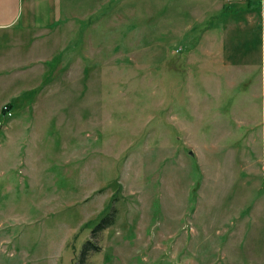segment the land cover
I'll use <instances>...</instances> for the list:
<instances>
[{
    "label": "rangeland",
    "instance_id": "374dc122",
    "mask_svg": "<svg viewBox=\"0 0 264 264\" xmlns=\"http://www.w3.org/2000/svg\"><path fill=\"white\" fill-rule=\"evenodd\" d=\"M233 2L56 0L50 34L30 1L0 264H82L93 237L83 264H264V0Z\"/></svg>",
    "mask_w": 264,
    "mask_h": 264
},
{
    "label": "crops",
    "instance_id": "0c3cea01",
    "mask_svg": "<svg viewBox=\"0 0 264 264\" xmlns=\"http://www.w3.org/2000/svg\"><path fill=\"white\" fill-rule=\"evenodd\" d=\"M30 1L33 0H0V130L3 131L2 129H5V132H8L9 135H13L11 129L14 126L18 127V131L21 130L22 124H20L18 121L22 120L12 119L15 111L33 110L35 107L34 100L36 97L31 96L30 94L27 95L26 85L28 81L24 79V77H26L28 74L27 70H29L31 66L27 63L29 45L31 43L29 29H27L28 25L23 24L24 20L27 19L28 14L30 13L28 8L29 5H31ZM205 1L211 2V0ZM213 2L219 3V9L227 8L228 10H231L233 7L235 8V6H237L234 4L235 2H233V0H213ZM33 4L36 12V14H34L35 18L37 19L36 22L38 24H44V27L47 26L50 34L54 33L53 31L56 28L52 25H56V18L50 22H47V18H45L43 14L51 10L56 13V0H34ZM244 10L249 11L250 8H246ZM244 10L242 9L237 11L239 16H243L240 17V23H259L257 21V14H260L258 9L256 12L251 13L244 12ZM234 23L236 24L238 21H235ZM49 42L51 41L46 38L37 42V46L45 47V45ZM40 64L43 67L41 77H44L45 75L48 78L51 77L50 80L56 77L54 62H52L51 59L46 61L42 60ZM45 68L49 69H46V71L43 73ZM5 102L11 104V117H7L1 112V106ZM23 115L25 116L26 114L23 113ZM2 118L6 119L3 121ZM25 127H27V122L23 128ZM22 136H19V139H17V136H15L13 137V140L21 141L23 140Z\"/></svg>",
    "mask_w": 264,
    "mask_h": 264
},
{
    "label": "trees",
    "instance_id": "16d2710c",
    "mask_svg": "<svg viewBox=\"0 0 264 264\" xmlns=\"http://www.w3.org/2000/svg\"><path fill=\"white\" fill-rule=\"evenodd\" d=\"M6 107H7V109L8 110H6V109H3L2 107H1V112L4 114V115H6L7 117H11L12 116V107H11V104L10 103H6ZM8 112H10L11 114L10 115H8ZM115 210V209H114ZM116 211V210H115ZM110 223H112V218L111 217H109V220L108 221H102V223H99L98 225H97V227H96V229H99L100 227L102 228V227H104V226H106V225H109ZM95 229V230H96ZM95 230L93 231V233L95 232ZM95 239H96V237H93V239H92V241H90V240H88L86 243H85V245H84V247H83V251H82V254H81V258H80V261H82V264H83V262H84V260H83V258H84V254H87V253H89L91 250H98V246L96 245V243H95Z\"/></svg>",
    "mask_w": 264,
    "mask_h": 264
},
{
    "label": "built area",
    "instance_id": "2783aa9c",
    "mask_svg": "<svg viewBox=\"0 0 264 264\" xmlns=\"http://www.w3.org/2000/svg\"><path fill=\"white\" fill-rule=\"evenodd\" d=\"M2 108L8 110L7 107H6V104H4V105L2 106ZM10 114H11V113L8 112V115H10Z\"/></svg>",
    "mask_w": 264,
    "mask_h": 264
},
{
    "label": "water",
    "instance_id": "95a60500",
    "mask_svg": "<svg viewBox=\"0 0 264 264\" xmlns=\"http://www.w3.org/2000/svg\"><path fill=\"white\" fill-rule=\"evenodd\" d=\"M190 154H191V152H190Z\"/></svg>",
    "mask_w": 264,
    "mask_h": 264
}]
</instances>
